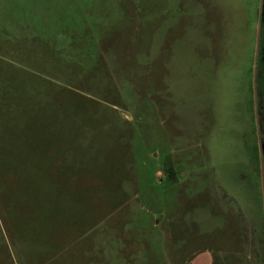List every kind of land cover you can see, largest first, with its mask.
<instances>
[{
  "label": "rangeland",
  "instance_id": "obj_1",
  "mask_svg": "<svg viewBox=\"0 0 264 264\" xmlns=\"http://www.w3.org/2000/svg\"><path fill=\"white\" fill-rule=\"evenodd\" d=\"M262 13L0 0V264H264Z\"/></svg>",
  "mask_w": 264,
  "mask_h": 264
},
{
  "label": "trees",
  "instance_id": "obj_2",
  "mask_svg": "<svg viewBox=\"0 0 264 264\" xmlns=\"http://www.w3.org/2000/svg\"><path fill=\"white\" fill-rule=\"evenodd\" d=\"M260 36L257 46V68L255 77L256 94L259 99L257 107L259 129L261 130V141L264 142V15L261 14ZM259 58V62H258Z\"/></svg>",
  "mask_w": 264,
  "mask_h": 264
}]
</instances>
